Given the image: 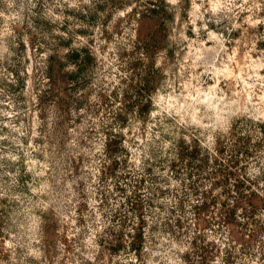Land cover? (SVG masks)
Listing matches in <instances>:
<instances>
[{
  "label": "rangeland",
  "instance_id": "rangeland-1",
  "mask_svg": "<svg viewBox=\"0 0 264 264\" xmlns=\"http://www.w3.org/2000/svg\"><path fill=\"white\" fill-rule=\"evenodd\" d=\"M263 173L264 0H0V264H264Z\"/></svg>",
  "mask_w": 264,
  "mask_h": 264
},
{
  "label": "trees",
  "instance_id": "trees-1",
  "mask_svg": "<svg viewBox=\"0 0 264 264\" xmlns=\"http://www.w3.org/2000/svg\"><path fill=\"white\" fill-rule=\"evenodd\" d=\"M146 4H150V2L147 1ZM138 14H139V18H141V20L146 19V16L149 15V18H150L151 22H153L154 25H155V23L159 22V20H160L159 12L156 10V8L148 9L147 13H145V14H144V12L142 14L141 13H138ZM158 34H159V31H152L151 33H149V35H152L154 41H158L157 40ZM29 41H30V39H29ZM21 45L25 47L26 42L24 40H22ZM87 51H88L87 48H83L82 51L76 50V51L71 52L70 54H68L66 56V58L59 57L58 55H51L48 57V59H46V63L44 65V70H43V75H44V77L48 83V91H47L48 93L47 92L46 93L41 92L39 95H37V103L35 105V107L38 109V111L40 113V118L42 120H44L48 115L47 105L45 104V95L46 94H53L54 91L57 89V87L61 89V88H63L62 87L63 85L64 86L68 85V83L71 81L73 75L70 74L69 72H65V65L70 61H75V59L79 58V56L82 52H87ZM87 56H89L91 58V54H87ZM12 72L13 73L11 75V79L8 80V87L9 88H11L12 90H16L21 85H23V84L26 85L23 77L20 76V73L17 70H14ZM147 107H148V105H144V106H140L139 109L140 110H142L143 108L147 109ZM53 108L56 109L57 107L52 106L51 110H53ZM111 135L114 136L115 139H118V140L121 139L119 134H115V135L111 134ZM109 146H110V148H109L108 153L111 155H114L115 152L112 150L110 143L107 145V147H109ZM117 161L118 160L110 161L109 164L106 165V171H108V170L115 171L116 167L119 165V163ZM261 177L263 178L262 184H260L259 181H257L254 184L250 183L249 181H244V182H236L232 185L231 191L235 192L236 196L238 197V201L239 202H247L249 204L251 213H253V214L264 212V173L262 174ZM126 178H128V177H126ZM143 181H144L143 176L138 177L137 180L135 181V184L133 185L134 192H133V194H131L132 197H129L128 195L125 196L126 197L125 198L126 203L129 202L131 198L137 200V201L131 203V205H130L131 206L130 208H135V210H137V211H141L143 209V204L141 203V199L138 195V191H140L142 186H143ZM116 189L118 192H125V194H126L127 193L126 192L127 183H125L124 185H122V184L118 185ZM237 210H238V206H234L233 208H230L227 211V215H226V218L224 221L225 224H228V225L229 224H232V225L235 224L236 226L240 225V224H237L238 222H236V219H235V217L237 215ZM130 246L135 251V255L138 258L141 254L140 250L143 248L144 242L140 236H136L130 242Z\"/></svg>",
  "mask_w": 264,
  "mask_h": 264
}]
</instances>
